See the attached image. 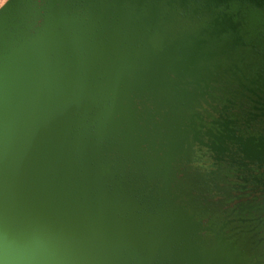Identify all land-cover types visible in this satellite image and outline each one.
Here are the masks:
<instances>
[{
	"label": "water",
	"instance_id": "water-1",
	"mask_svg": "<svg viewBox=\"0 0 264 264\" xmlns=\"http://www.w3.org/2000/svg\"><path fill=\"white\" fill-rule=\"evenodd\" d=\"M0 264H264V0H4Z\"/></svg>",
	"mask_w": 264,
	"mask_h": 264
},
{
	"label": "rangeland",
	"instance_id": "rangeland-1",
	"mask_svg": "<svg viewBox=\"0 0 264 264\" xmlns=\"http://www.w3.org/2000/svg\"><path fill=\"white\" fill-rule=\"evenodd\" d=\"M2 2H4V0H0V4H1ZM251 148H253V145H251Z\"/></svg>",
	"mask_w": 264,
	"mask_h": 264
}]
</instances>
